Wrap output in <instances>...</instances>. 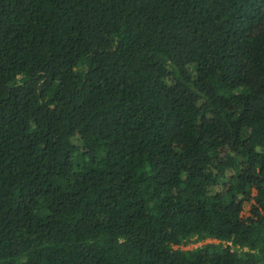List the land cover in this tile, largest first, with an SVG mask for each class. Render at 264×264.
<instances>
[{
  "label": "trees",
  "instance_id": "obj_1",
  "mask_svg": "<svg viewBox=\"0 0 264 264\" xmlns=\"http://www.w3.org/2000/svg\"><path fill=\"white\" fill-rule=\"evenodd\" d=\"M0 264H264V0H0Z\"/></svg>",
  "mask_w": 264,
  "mask_h": 264
},
{
  "label": "rangeland",
  "instance_id": "obj_2",
  "mask_svg": "<svg viewBox=\"0 0 264 264\" xmlns=\"http://www.w3.org/2000/svg\"><path fill=\"white\" fill-rule=\"evenodd\" d=\"M252 194H253L254 197H255L256 194H257V191L255 190L254 187H253V189H252ZM253 203H254V201H253ZM251 209H252L251 205H247V206L245 207V211H244V213H243V216H244L245 218H248V217L252 216V215H251ZM213 242H215V241H214V240H206L205 242H201V243L191 242V243H190L189 245H187V246H182L181 249H182V250H192V249H195V248H197V247H200V246H202V245H204V244H209V243H213ZM175 248L177 249V247H175Z\"/></svg>",
  "mask_w": 264,
  "mask_h": 264
}]
</instances>
